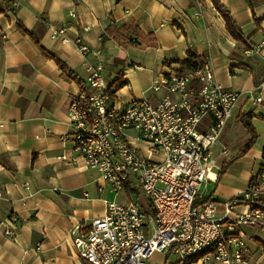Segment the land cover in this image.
<instances>
[{"label":"crops","instance_id":"obj_1","mask_svg":"<svg viewBox=\"0 0 264 264\" xmlns=\"http://www.w3.org/2000/svg\"><path fill=\"white\" fill-rule=\"evenodd\" d=\"M220 1L249 46L231 35L212 0H0V264H86L69 232L102 215L113 193L74 151L68 103L97 66L106 84L125 82L115 87L123 103L155 97L151 86L196 54L224 88L240 93L212 147L204 199L237 196L264 168V0ZM57 28L63 34L52 36ZM244 122L255 135L247 148ZM243 229L247 264H264V225ZM172 256L155 253L148 264H173Z\"/></svg>","mask_w":264,"mask_h":264},{"label":"built area","instance_id":"obj_2","mask_svg":"<svg viewBox=\"0 0 264 264\" xmlns=\"http://www.w3.org/2000/svg\"><path fill=\"white\" fill-rule=\"evenodd\" d=\"M63 32L57 28L52 36ZM101 69L91 70L69 98L68 113L74 151L84 166L100 172L113 199L105 201L102 215L71 228L76 254L86 264H148L155 253L175 256L173 264H190L184 254L204 262L247 264L250 235L243 227L264 225V168L229 200L203 197L215 167L212 147L240 93L224 88L205 62L193 70L171 69L151 86L155 97L120 103L115 90L104 92ZM86 113H93V121H86ZM107 118H114V125H107ZM204 118L208 127L202 130ZM127 187L139 188L149 208L118 200ZM255 204H263V211H255ZM183 206H190V213H183ZM5 232L11 234L9 228ZM213 238H221L220 248L196 258L200 246Z\"/></svg>","mask_w":264,"mask_h":264},{"label":"trees","instance_id":"obj_3","mask_svg":"<svg viewBox=\"0 0 264 264\" xmlns=\"http://www.w3.org/2000/svg\"><path fill=\"white\" fill-rule=\"evenodd\" d=\"M212 3L214 5V7L216 8V10L221 14V16L223 17L224 21H225V25L227 30L231 33V35L236 38L237 40L242 41L243 43L246 44V46H249V42L247 41L245 35L243 34L240 26L236 23L235 19L233 18L232 14L230 13V11L221 3L220 0H212ZM112 32L111 29H107V33L110 34ZM58 65L63 69V70H67V67L65 66L64 63H62L60 60L57 59ZM203 63V60L198 57L196 54L189 52L188 53V57L186 60L180 62V67H179V71L182 72L184 70H193L195 68H197L199 65H201ZM69 75L75 79H77V77L71 72H68ZM78 80V79H77ZM80 85L82 84L81 81H79ZM125 82L124 81H116L115 85L116 88L121 87ZM264 117V116H263ZM244 125L247 129H249V131H251L252 133V139L251 141L246 145V148L249 147V145L252 143V141L254 140V133L253 130L251 129V126L249 124V122H244ZM126 191L128 193H133L135 192V188H126ZM264 203V198L261 200ZM194 260V259H193ZM192 260V261H193Z\"/></svg>","mask_w":264,"mask_h":264},{"label":"bare ground","instance_id":"obj_4","mask_svg":"<svg viewBox=\"0 0 264 264\" xmlns=\"http://www.w3.org/2000/svg\"><path fill=\"white\" fill-rule=\"evenodd\" d=\"M114 85V84H112ZM104 83V92H112L116 86ZM117 89V88H116ZM86 121H93V113H86ZM107 125H114V118H107ZM255 211H263V204H255ZM183 213H190V206H183ZM221 238H213L207 244L200 246L196 251V258H208L213 255L217 248H220ZM194 259V254H184V262H191Z\"/></svg>","mask_w":264,"mask_h":264},{"label":"rangeland","instance_id":"obj_5","mask_svg":"<svg viewBox=\"0 0 264 264\" xmlns=\"http://www.w3.org/2000/svg\"><path fill=\"white\" fill-rule=\"evenodd\" d=\"M133 196L132 198H135V201L140 204L141 206L145 207V208H149V204L145 198V196L143 195L142 191L138 188L135 189V192H133ZM177 259L175 256H172L171 258H169V262H175Z\"/></svg>","mask_w":264,"mask_h":264}]
</instances>
